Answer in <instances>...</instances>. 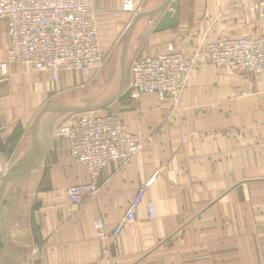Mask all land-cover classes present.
I'll use <instances>...</instances> for the list:
<instances>
[{
	"label": "crops",
	"instance_id": "crops-1",
	"mask_svg": "<svg viewBox=\"0 0 264 264\" xmlns=\"http://www.w3.org/2000/svg\"><path fill=\"white\" fill-rule=\"evenodd\" d=\"M126 2L95 0L101 49L109 56L137 14L125 11ZM254 5L172 0L140 33L133 60L170 46L193 55L222 36L263 35ZM8 47L0 20V181L38 111L82 80L63 72L54 83L49 73L19 65L3 73ZM133 103L120 105H128L120 117L142 150L121 170L103 169L96 195L77 207L67 191L88 183L89 174L72 161L66 140L55 142L26 182L23 213L11 222L1 264H264V74L230 75L201 59L178 104L150 95ZM145 186L136 220L118 238L99 239L95 221L111 234Z\"/></svg>",
	"mask_w": 264,
	"mask_h": 264
},
{
	"label": "built area",
	"instance_id": "built-area-1",
	"mask_svg": "<svg viewBox=\"0 0 264 264\" xmlns=\"http://www.w3.org/2000/svg\"><path fill=\"white\" fill-rule=\"evenodd\" d=\"M254 6L258 20L264 22V0H255ZM124 9L136 14L141 6L134 8L132 0H127ZM171 11L176 12L173 8ZM0 20L6 23L9 37L3 73L7 66L19 65L49 73L54 83L63 72L82 74L89 82L109 59L101 49L95 0H0ZM201 59L230 75L260 77L264 74V34L222 36L193 55L170 46L164 54L135 59L124 95L132 103L150 95L178 104ZM62 139L68 142L72 161L84 165L90 177L88 183L67 191L70 203L77 207L96 195V180L103 169L110 164L125 168L143 148L120 116L111 113L74 115L59 127L55 142ZM146 187L137 192L111 234L102 219L95 221L99 239L118 238L124 227L136 220ZM147 206L149 216L154 218L152 202Z\"/></svg>",
	"mask_w": 264,
	"mask_h": 264
},
{
	"label": "water",
	"instance_id": "water-1",
	"mask_svg": "<svg viewBox=\"0 0 264 264\" xmlns=\"http://www.w3.org/2000/svg\"><path fill=\"white\" fill-rule=\"evenodd\" d=\"M171 2L147 0L146 5L138 11L109 56L107 63L115 68L112 79L88 89L83 87L65 92L44 105L36 114L23 147L18 150L0 181V264L2 257L8 253L11 222L23 213L22 195L26 182L44 164L59 127L74 115L104 110L124 95L129 85L130 68L140 33L145 31L151 19L161 16Z\"/></svg>",
	"mask_w": 264,
	"mask_h": 264
},
{
	"label": "rangeland",
	"instance_id": "rangeland-1",
	"mask_svg": "<svg viewBox=\"0 0 264 264\" xmlns=\"http://www.w3.org/2000/svg\"><path fill=\"white\" fill-rule=\"evenodd\" d=\"M114 72H115L114 66L111 65L110 63H107L105 65L104 69L99 74H97L93 79H91L89 82H87L88 81V78L87 77L85 78L82 74L77 73V74H79L81 76V79L82 80L79 83L80 84V88L78 87L75 90L81 89L83 87H85V88L88 89L90 86H98V84L100 82L103 83V81H105V83H106L108 80H110V79L113 78ZM74 73H76V72H74ZM116 102L114 104H112L111 106H109L108 108H106L104 110H101V111H96V112H99L100 114L111 113V114H117L118 116H120V114H122L126 110L128 111V109L125 108V107H127L128 105H134V103L133 104L130 103L127 106L126 105L120 106L123 102H118V101H116ZM115 105L116 106L119 105V109L118 110H115V108H114ZM48 166H49V163H48L47 167Z\"/></svg>",
	"mask_w": 264,
	"mask_h": 264
},
{
	"label": "trees",
	"instance_id": "trees-1",
	"mask_svg": "<svg viewBox=\"0 0 264 264\" xmlns=\"http://www.w3.org/2000/svg\"><path fill=\"white\" fill-rule=\"evenodd\" d=\"M118 102L128 103L129 102V98L127 96L123 95L122 97H120L118 99Z\"/></svg>",
	"mask_w": 264,
	"mask_h": 264
}]
</instances>
